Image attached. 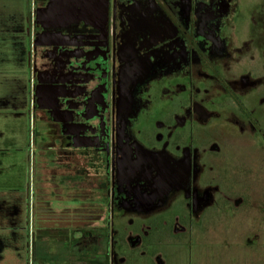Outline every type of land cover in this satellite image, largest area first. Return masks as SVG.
<instances>
[{
  "label": "flooded vegetation",
  "instance_id": "flooded-vegetation-1",
  "mask_svg": "<svg viewBox=\"0 0 264 264\" xmlns=\"http://www.w3.org/2000/svg\"><path fill=\"white\" fill-rule=\"evenodd\" d=\"M33 1L30 115L50 152L47 184L111 212L71 228L80 264H99L90 244L128 264L126 249L141 252L168 226L148 216L169 207L177 235L224 200L204 172L219 146L196 141L195 128L220 112L235 137L264 127V0H77L43 36L36 10L50 0Z\"/></svg>",
  "mask_w": 264,
  "mask_h": 264
},
{
  "label": "rangeland",
  "instance_id": "rangeland-1",
  "mask_svg": "<svg viewBox=\"0 0 264 264\" xmlns=\"http://www.w3.org/2000/svg\"><path fill=\"white\" fill-rule=\"evenodd\" d=\"M33 4V0H0V81L5 80L3 84L0 82V101H5L1 103L0 110L5 112L7 109L8 113L11 100L28 99L16 102L19 107L11 112L17 111L20 116L0 119V188L9 190L8 197L3 199L13 198L21 211L15 231L17 238L12 237L9 228L7 232L3 231L5 249L1 264H54L48 258L47 242L41 241V234L45 232L47 224L56 223L57 216L67 217L65 221L70 222V229H92L111 216L107 209L89 200L84 205L78 203L79 198H76V203L73 202L72 195L66 197L70 198L73 210L52 213L49 207L52 203L56 205L55 196L51 197L55 200L52 203L46 202L50 197L43 198L50 188L48 186L42 192L39 156L49 152L39 147L33 116L29 118L28 113L22 115L25 108L29 110L32 89L29 78L33 71L34 54ZM42 62L39 58L40 65ZM221 103V99H216V104ZM220 115L212 118L204 127H196L193 137L200 143L213 141L219 146L216 150L209 149L212 154H207L212 159L206 158L207 168L204 172L206 179L213 183L212 188L219 190L224 200H218L216 208L209 209L195 222L188 221L185 224L186 232L177 235L170 230L175 213H169V207L161 213L154 212L147 220L153 222L164 218L168 226L153 228L141 252L126 249L128 264H159L158 260L156 263L152 261L151 254L154 252L164 254L163 264H264V127L258 128L255 138L240 134L235 137L236 132L229 125L228 116L222 112ZM222 121L226 123L225 126L221 125ZM3 123L7 128L2 129ZM117 214L114 213L115 216ZM49 215L51 221L47 220ZM184 216L182 220L185 223L188 216L185 213ZM95 246L88 245L86 255L93 254L92 258L98 260L99 264H111V258L108 259L99 247L98 252L94 251ZM78 249L79 246L75 248L70 243L68 264H80L78 259L82 262L83 253L79 255Z\"/></svg>",
  "mask_w": 264,
  "mask_h": 264
},
{
  "label": "crops",
  "instance_id": "crops-1",
  "mask_svg": "<svg viewBox=\"0 0 264 264\" xmlns=\"http://www.w3.org/2000/svg\"><path fill=\"white\" fill-rule=\"evenodd\" d=\"M2 80L0 81L2 84L4 83ZM7 97V96H6ZM28 100L27 98H21V99H15V100H11L12 104L10 105V112L7 113V109L1 112L0 110V119H4L8 116L13 115L14 117L20 116L21 114L17 111L15 113H11L13 112L16 108L19 107V105L16 102H20V101H26ZM1 103H5V101H0V105ZM28 108L29 110L26 108L24 109V113L22 115H25L26 113H28L29 118H31L30 115V101L28 103ZM8 114V115H7ZM3 117V118H1ZM34 123V121H33ZM34 127L35 124H33ZM2 129L7 128L6 123H3L2 125ZM37 129V128H35ZM37 133L39 134L38 130ZM39 136V135H38ZM40 148H42V150H48V146H41L39 145ZM49 151V150H48ZM50 153V152H49ZM49 154H40L39 158H41V167H42V163L45 164L47 161V156ZM40 163V162H39ZM39 166V164H38ZM41 167L39 166V178H40V182H41V186H42V192L45 188H48V184H47V179H48V174L47 172L44 171V169L42 170ZM45 173H42V172ZM47 177H46V176ZM46 177V179H45ZM63 180V177L60 178ZM61 182V180H60ZM63 183V181H62ZM50 191L49 192H45L43 194V198L44 196L50 197L48 199V203H52L53 201L56 200V205L54 206L53 203L52 205L49 207L50 212H57V211H61L63 210L64 212L67 211H71L73 210L71 207V203H70V198L67 199L68 197H66V195H68L66 193V191L64 189H62L61 187L55 186L54 184L52 186H49ZM8 189H1L0 188V261L3 259L4 257V249H5V237L3 236V234L5 235V233L3 232L4 230L7 232V228H9V233H11L12 237L17 238V233L16 228H17V220L18 217L21 215V211L20 208L18 206V204L16 203V201L11 198V200H6L3 199L4 197H8L7 193H8ZM11 193L13 194V192L11 191ZM65 194V195H64ZM55 196V200L51 199V197ZM53 200V201H52ZM67 201V202H66ZM73 202H77V199H75ZM7 203V204H6ZM74 203V204H75ZM79 203V202H78ZM72 203V205H74ZM81 204V203H79ZM39 210L42 214L43 212V207L41 206V204L39 205ZM68 213V212H67ZM42 218L44 216H41ZM58 219H56V223H54V225L57 224V226L53 227L54 225H46V230L45 232H43L41 234V241L47 242V246L45 248H48V258L52 259V262H55L54 264L58 263V264H68V261L70 260V243L73 242L72 240V233L70 232V222H66L65 219H68L67 217L64 218V216H57ZM52 217L47 216V220L51 221ZM45 220V219H44ZM46 220V222H47ZM54 221V220H53ZM75 240H78V234L76 233L74 235ZM75 248L79 246L80 250V245L78 243H75ZM75 252H77V249L75 250ZM76 254V253H75ZM69 255V256H68ZM77 262L79 263V260H77ZM1 264V263H0Z\"/></svg>",
  "mask_w": 264,
  "mask_h": 264
},
{
  "label": "water",
  "instance_id": "water-1",
  "mask_svg": "<svg viewBox=\"0 0 264 264\" xmlns=\"http://www.w3.org/2000/svg\"><path fill=\"white\" fill-rule=\"evenodd\" d=\"M70 5H79V2L77 0H50V2L44 6L43 8H39L36 10L37 12V18H36V21L38 23H40L41 19L46 22L47 24L45 23H41L42 25V29H43V32L39 34V36H43L46 34V32L44 31H47L45 30V28H51L53 27V24H51V22H54V21H58V22H66L68 21L69 17L70 16H66L65 14H69V13H72L71 11H69L68 7ZM58 9V13H57V10ZM56 10V12H55ZM55 14H58V15H54ZM53 14V15H52ZM73 16V15H72ZM65 17H68L65 18ZM101 20L104 22L105 19H106V11H102L101 13ZM98 17V18H100ZM48 32V31H47ZM37 43V42H35ZM124 55V54H123ZM125 83V82H123ZM45 93L47 94V88L45 89Z\"/></svg>",
  "mask_w": 264,
  "mask_h": 264
}]
</instances>
